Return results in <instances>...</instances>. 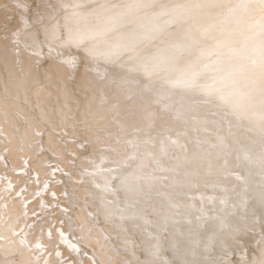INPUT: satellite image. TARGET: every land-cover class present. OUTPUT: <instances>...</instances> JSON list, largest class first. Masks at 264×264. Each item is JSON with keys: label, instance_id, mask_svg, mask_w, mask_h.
Masks as SVG:
<instances>
[{"label": "bare ground", "instance_id": "1", "mask_svg": "<svg viewBox=\"0 0 264 264\" xmlns=\"http://www.w3.org/2000/svg\"><path fill=\"white\" fill-rule=\"evenodd\" d=\"M30 2L31 22L39 0ZM128 2L47 0L44 19L21 33L18 46L12 33L22 13L15 0H0V260L92 264L82 255L89 253L96 264H136L124 241L138 244L142 232L126 220L124 233L121 221L107 217L126 204L122 189L105 191L109 182L119 187L114 175L149 194L129 212L167 217L169 232L201 241L189 260L223 256L219 238L210 252L204 242L220 232L216 217L237 224L245 207L252 231L238 239L255 251L261 223L254 219L264 211L253 199L264 183V105L259 97L241 100L250 85L239 69L258 16L230 12L237 0L190 11L175 10L188 0H152L131 11ZM54 27L59 38L49 56L44 29ZM69 31L83 39L79 48L60 47ZM34 39L40 57L32 54ZM85 48L110 55L90 60ZM69 55L78 58L73 66L62 62ZM214 172L225 184L208 179ZM136 257L145 253L136 249Z\"/></svg>", "mask_w": 264, "mask_h": 264}, {"label": "snow or ice", "instance_id": "2", "mask_svg": "<svg viewBox=\"0 0 264 264\" xmlns=\"http://www.w3.org/2000/svg\"><path fill=\"white\" fill-rule=\"evenodd\" d=\"M152 0H129L125 5V8L128 11L140 9L143 7L151 6ZM16 7L22 13L20 17L21 28L15 30L12 35L14 37L13 43L19 46L20 44V35L27 28H30L33 23L39 24L44 19L43 14L40 11V6L46 4L47 0H39L37 9L34 11V18L30 22L28 18V13L31 10L30 0H15ZM231 0H188L187 3L176 5V11H190L192 9L204 8L207 6H222L225 4H230ZM50 7V5H48ZM117 7V5H113ZM237 10H244L252 15L258 16L255 24L250 25V29H256L253 32L252 36L248 37L252 41V47L245 52L244 59L245 63L241 65L239 71L244 75L250 85L247 93L242 94L241 100H247L249 102L254 101L259 97L260 102L264 105V0H237L235 5L229 8L230 12H236ZM36 34L33 33V36ZM45 40L48 41L50 56L54 49L51 47V41L53 39H58L55 31V27L50 31L49 29H44ZM33 43L36 45L32 54L40 57L43 55L42 48L40 43L35 39ZM83 44V39L77 35H74L71 31L68 32L66 39H64L60 47L65 46H75L79 48ZM26 48H32V45H25ZM85 55L90 60H98L100 55L108 56L110 53H97L94 49L85 48ZM77 57L67 56L63 59V63L73 66L77 62ZM230 76L232 74H229ZM234 82V81H233ZM260 119L264 121V113L261 114ZM84 145H81L83 147ZM262 163H264V157L261 158ZM27 164V161H25ZM110 171L115 172L116 169H110ZM140 178H137V181ZM112 180H119V187H112L111 182L105 187V191L115 193L118 190H123L126 196V204L124 208L117 206L115 210H109L107 217H115L117 220L121 221V224L118 225L121 231L128 233L129 229L124 227V221H131V227L133 230L140 231L143 234V239L137 244L134 240L126 239L124 243L131 246V252L133 257L136 258V264H197V260H189L188 257H196V249L200 247V240H192L190 233L181 232L179 229H176L173 232H169L168 229V218L164 217L161 221H150L143 216H139L136 212H129L130 208H135V206L140 203L141 199H145L149 195L143 190L141 185L138 182H134L128 176H116L112 177ZM47 187V185H45ZM253 199L257 201L260 208L264 210V183L261 184L258 192L253 194ZM108 204H113L114 201H108ZM248 201H244L245 207ZM235 208V206H233ZM255 218V212L252 213ZM207 219V218H205ZM220 221L219 228L220 232H213L204 242L203 251L210 252L212 250L213 244L216 240L220 239V246L224 255L218 258L215 261H209L207 256L204 257V260L207 264H264V211H262L261 218L254 219L255 222L261 223V232L260 239L255 242L253 248L254 252L249 253L248 247L243 244L238 236L243 233L246 229L252 231L247 227L245 223L247 219V209L245 207L244 215L239 217V223L229 224L226 222V218L216 217ZM137 220H143L144 227L142 228L139 223H136ZM175 223V221H173ZM191 223V221H188ZM243 224V227H241ZM149 226L154 229V231L149 230ZM204 225L201 224L200 227ZM228 231L225 232L224 230ZM223 233V236H221ZM51 237V233L49 232ZM60 238H64V233L60 232ZM2 239V237H0ZM231 240L232 243L228 244L227 241ZM21 244H25L24 240L20 241ZM37 248H40L41 245L37 244ZM72 248H76V245H70ZM53 248L55 250V255L63 256V254L58 250L59 244L54 243ZM136 249H139L145 253V258L139 260L136 257ZM77 252H81L79 248H76ZM30 251V250H29ZM165 252H171V258H168L164 255ZM231 253V255H230ZM14 254V253H10ZM52 253H49L51 255ZM238 254V259L233 260L232 256ZM23 256V253L21 252ZM84 256L92 261V264H96L95 255H89V253H82ZM0 264H17L16 261H5L0 260ZM19 264H36L35 258L22 259ZM47 264V261H45ZM60 264H76L69 257H63L60 261ZM131 264V262H129Z\"/></svg>", "mask_w": 264, "mask_h": 264}, {"label": "rangeland", "instance_id": "3", "mask_svg": "<svg viewBox=\"0 0 264 264\" xmlns=\"http://www.w3.org/2000/svg\"><path fill=\"white\" fill-rule=\"evenodd\" d=\"M214 173H215V172H214ZM214 173L211 174L210 178H208L211 182H212L213 180H215V178H217L215 181L218 180V177H217L216 173H215V174H214ZM211 177H212L213 180L211 179ZM209 180H208V181H209ZM220 181H221V182H220ZM217 182H220L219 184H223V183L225 184V182H222V179H221V180L219 179Z\"/></svg>", "mask_w": 264, "mask_h": 264}]
</instances>
